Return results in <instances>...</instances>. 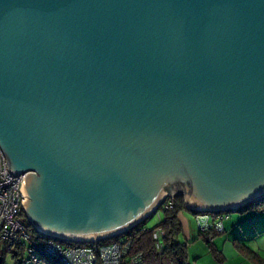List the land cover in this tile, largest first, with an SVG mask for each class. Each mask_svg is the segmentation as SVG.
<instances>
[{"label":"water","instance_id":"water-1","mask_svg":"<svg viewBox=\"0 0 264 264\" xmlns=\"http://www.w3.org/2000/svg\"><path fill=\"white\" fill-rule=\"evenodd\" d=\"M0 151L39 236L264 198V0H0Z\"/></svg>","mask_w":264,"mask_h":264},{"label":"built area","instance_id":"built-area-1","mask_svg":"<svg viewBox=\"0 0 264 264\" xmlns=\"http://www.w3.org/2000/svg\"><path fill=\"white\" fill-rule=\"evenodd\" d=\"M22 182V176L10 172L0 151V241L7 250L19 251L21 248L23 264H143V255L132 253V234H124L112 243L89 246L61 245L59 241L32 234L23 217L25 195ZM228 216V213L196 214L197 231L199 234H221L223 221ZM155 238H164V232L156 230Z\"/></svg>","mask_w":264,"mask_h":264},{"label":"trees","instance_id":"trees-1","mask_svg":"<svg viewBox=\"0 0 264 264\" xmlns=\"http://www.w3.org/2000/svg\"><path fill=\"white\" fill-rule=\"evenodd\" d=\"M251 209L256 213L264 215V198L258 200L250 205H247L240 210ZM188 211L184 204L182 196H174L172 199L167 198L160 206L158 212L162 213V219L152 228H146V221L150 219L149 216L143 223L132 228L126 234L134 235L132 253H141L143 255V264H190L188 260L187 246L190 242L182 241L181 224L178 220V215L182 211ZM189 212V211H188ZM227 214V213H226ZM196 215L195 213L193 214ZM24 217V215H23ZM25 218V217H24ZM26 222V221H25ZM27 224V222H26ZM28 226V224H27ZM29 227V226H28ZM30 228V227H29ZM160 229L164 232V238L156 239L155 232ZM30 232L34 234L30 228ZM199 233V232H198ZM125 234V235H126ZM122 235V236H125ZM219 234H199L201 239L209 246L212 242V237ZM34 236V235H33ZM120 236V237H122ZM119 238V237H117ZM117 238L95 243V245L108 244L115 241ZM210 238V239H209ZM42 240L41 238L39 239ZM61 245L70 244L67 242H58ZM76 245H94V244H76ZM3 248L4 252L1 251ZM241 252L249 258L254 264H261V260L254 253L241 246ZM11 255L13 264H23L24 252L23 250H7L5 244L0 241V264H4L5 254Z\"/></svg>","mask_w":264,"mask_h":264},{"label":"crops","instance_id":"crops-1","mask_svg":"<svg viewBox=\"0 0 264 264\" xmlns=\"http://www.w3.org/2000/svg\"><path fill=\"white\" fill-rule=\"evenodd\" d=\"M193 215V213H191ZM236 215V216H233ZM194 216V215H193ZM178 220L181 224V230H182V241L183 242H190L189 245L194 241H199L201 239V236H199V233L196 231L195 228L192 229L191 225L189 224L186 217H184L181 213L178 215ZM223 234H227V238H225V241L222 242L221 248L219 246H215L216 243L212 240L211 244L208 246L202 239L201 241L206 245V248L208 247V255L211 254V257L214 261H217L219 264H223L225 259L221 258V255H224V251L228 250L231 251V257L238 258V252H241V246L248 249L251 253H254L255 256L261 260V264H264V253L259 251L258 249H254L250 244H247V242L254 243L253 241L263 236L264 234V215L260 213H256L255 211L251 209L246 210H239L235 213L229 214L228 218L223 221ZM187 246V252H188V260L189 263L194 262L196 264L202 262L200 259L202 257L207 256L205 253H191L189 255V250L193 249L194 246L198 245L196 243L192 246ZM198 249H201L198 247ZM207 250V251H208ZM257 251V252H256ZM242 253V252H241ZM262 254V256H261ZM212 260V261H213ZM254 264V263H253Z\"/></svg>","mask_w":264,"mask_h":264},{"label":"rangeland","instance_id":"rangeland-1","mask_svg":"<svg viewBox=\"0 0 264 264\" xmlns=\"http://www.w3.org/2000/svg\"><path fill=\"white\" fill-rule=\"evenodd\" d=\"M181 214L184 217H186V219L188 220V222L191 225L192 229L195 228L196 231H197V226H196V222H195L194 216L190 212L185 211V210L182 211ZM162 216L163 215H162L161 212L151 216L150 219H148L146 221V225H145L146 228L154 227L158 223L160 218L162 219ZM233 216H236V215H233ZM226 236H227V234H223V233H221L219 235H216V236H213L212 240L214 241V243H216L215 246L217 245V246H219L221 248L222 242L225 241V238H227ZM253 242L254 243L247 242V244H250L252 247H254V249H256V250L258 249L259 251L264 253V234H263V236L261 235L260 237H257ZM196 243L198 245H196ZM193 244H195L196 246H194L193 249L189 250V255H191V253H202V254L205 253L207 255L205 257H202L200 259V261H202V262H200L198 264H219L217 261H214L215 259L214 260L212 259L211 254L208 255V252H209L208 247L206 248V245L201 241V239H199V241H194L193 240V242L189 246H192ZM85 246H89V245H85ZM198 247H200L201 249H198ZM1 251L4 252L3 248H1ZM236 252H238V255H240V256H238V258L231 257L230 256L231 255L230 254L231 251H228V250L224 251V255L223 256L221 255V258L225 259L223 264H253V262L251 260H249V258L246 257L243 253H241L240 251H236ZM4 256H5L4 264H13V259L11 258V255L6 253ZM261 256H262V254H261ZM191 263L192 264H196L194 262H191Z\"/></svg>","mask_w":264,"mask_h":264}]
</instances>
